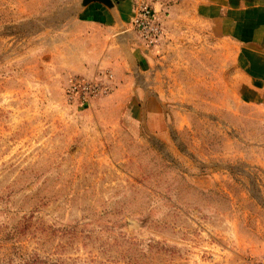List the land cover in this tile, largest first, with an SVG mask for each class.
<instances>
[{"label":"rangeland","instance_id":"1","mask_svg":"<svg viewBox=\"0 0 264 264\" xmlns=\"http://www.w3.org/2000/svg\"><path fill=\"white\" fill-rule=\"evenodd\" d=\"M184 1L109 46L0 0V264H264V108Z\"/></svg>","mask_w":264,"mask_h":264},{"label":"crops","instance_id":"2","mask_svg":"<svg viewBox=\"0 0 264 264\" xmlns=\"http://www.w3.org/2000/svg\"><path fill=\"white\" fill-rule=\"evenodd\" d=\"M75 1V23L81 34H104L111 46L137 37L132 22L138 4L151 3L161 11L164 0H111L112 7L100 2L82 6V0ZM182 5L188 10L185 18L201 26V35L205 31L223 56H232L229 60L241 77L244 100L264 108V0H185ZM138 59V55L133 57L137 66H143Z\"/></svg>","mask_w":264,"mask_h":264},{"label":"built area","instance_id":"3","mask_svg":"<svg viewBox=\"0 0 264 264\" xmlns=\"http://www.w3.org/2000/svg\"><path fill=\"white\" fill-rule=\"evenodd\" d=\"M132 26L144 43L155 44L161 30L151 3L143 2L136 6Z\"/></svg>","mask_w":264,"mask_h":264},{"label":"water","instance_id":"4","mask_svg":"<svg viewBox=\"0 0 264 264\" xmlns=\"http://www.w3.org/2000/svg\"><path fill=\"white\" fill-rule=\"evenodd\" d=\"M91 2H100V3H102L108 7L113 6V3L111 0H82V6H86V5L90 4Z\"/></svg>","mask_w":264,"mask_h":264}]
</instances>
